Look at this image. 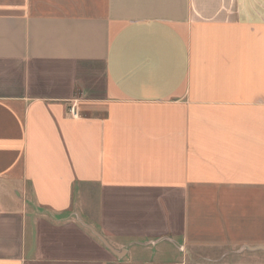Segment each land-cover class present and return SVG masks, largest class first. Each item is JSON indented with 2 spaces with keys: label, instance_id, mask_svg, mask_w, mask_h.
Returning <instances> with one entry per match:
<instances>
[{
  "label": "crops",
  "instance_id": "obj_1",
  "mask_svg": "<svg viewBox=\"0 0 264 264\" xmlns=\"http://www.w3.org/2000/svg\"><path fill=\"white\" fill-rule=\"evenodd\" d=\"M0 264H264V0H0Z\"/></svg>",
  "mask_w": 264,
  "mask_h": 264
},
{
  "label": "built area",
  "instance_id": "obj_2",
  "mask_svg": "<svg viewBox=\"0 0 264 264\" xmlns=\"http://www.w3.org/2000/svg\"><path fill=\"white\" fill-rule=\"evenodd\" d=\"M69 113L73 116V117H77L78 113L75 110V105L73 104L70 108H69Z\"/></svg>",
  "mask_w": 264,
  "mask_h": 264
}]
</instances>
